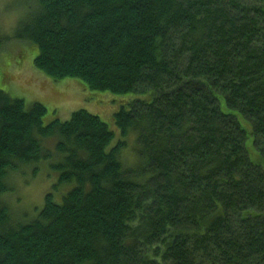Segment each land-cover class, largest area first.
<instances>
[{
  "label": "trees",
  "instance_id": "trees-1",
  "mask_svg": "<svg viewBox=\"0 0 264 264\" xmlns=\"http://www.w3.org/2000/svg\"><path fill=\"white\" fill-rule=\"evenodd\" d=\"M36 3L15 37L35 69L133 99L113 145L96 115L44 125L43 105L0 90V264H264V0ZM49 140L68 192L12 219L6 179Z\"/></svg>",
  "mask_w": 264,
  "mask_h": 264
},
{
  "label": "rangeland",
  "instance_id": "rangeland-1",
  "mask_svg": "<svg viewBox=\"0 0 264 264\" xmlns=\"http://www.w3.org/2000/svg\"><path fill=\"white\" fill-rule=\"evenodd\" d=\"M36 0H0V34L5 42L0 49V90L12 98L21 99L26 106L33 103L43 105L46 110L44 125L54 120L66 122L71 115L79 110H85L96 115L109 125L115 133L113 145L120 139V133L111 124L114 114L133 97L117 96L106 92H83L71 79L55 82L33 67L37 48L17 40L16 33L22 23L27 21L37 11ZM57 140H49L42 147L50 157L33 167L22 168L21 174H10L6 181L9 183V193L3 200L12 214L17 215L22 222L33 221L44 206L47 194L53 196V202L62 203V198L68 190L58 185L59 173L52 168L61 157L55 152ZM124 151L123 161L126 165L135 162L133 156V138L128 142Z\"/></svg>",
  "mask_w": 264,
  "mask_h": 264
},
{
  "label": "bare ground",
  "instance_id": "bare-ground-1",
  "mask_svg": "<svg viewBox=\"0 0 264 264\" xmlns=\"http://www.w3.org/2000/svg\"><path fill=\"white\" fill-rule=\"evenodd\" d=\"M11 222V221H10Z\"/></svg>",
  "mask_w": 264,
  "mask_h": 264
}]
</instances>
